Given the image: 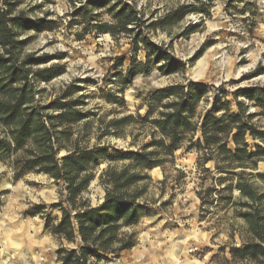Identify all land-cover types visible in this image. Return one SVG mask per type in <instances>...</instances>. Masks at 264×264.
I'll return each mask as SVG.
<instances>
[{"label": "rangeland", "instance_id": "1", "mask_svg": "<svg viewBox=\"0 0 264 264\" xmlns=\"http://www.w3.org/2000/svg\"><path fill=\"white\" fill-rule=\"evenodd\" d=\"M88 0H0V7L12 16L23 14L34 22L53 21L55 29L38 32L17 29L18 39L26 42L22 54L48 56V63L37 68L62 65L64 73L50 83H40L42 102L48 104L66 85H76L81 90L72 94L80 98L78 109L87 118L71 125L68 135H59L61 146L58 157L67 155L76 147L94 148L109 146L108 159L101 160L89 171L92 179L80 194L79 204L99 206L104 201L106 186L102 177L108 168L121 169L129 162L115 159L121 153L137 150L149 137L145 130L125 129L124 138L102 136L103 128L114 119L127 115H146L147 100L160 88L180 83H194L208 90L207 99L198 107V114L205 115L216 101L229 102L231 111L239 114L234 93L257 87L264 91V4L261 0H123L133 3L143 12L148 25L163 19L167 13L188 6L187 16L167 29H144L147 37L156 45H166L172 54L186 63L183 74L161 75L155 67L149 74L137 76L123 87L119 72L131 58L138 61L139 53L133 51L126 35L113 36L110 32H98L94 26L107 14L112 19L110 6L90 10V26L75 10ZM67 20V25L64 21ZM113 20V19H112ZM107 23V22H104ZM64 28L63 33L60 32ZM80 28V31H73ZM23 37V38H21ZM127 43L124 48L121 41ZM71 41V43H67ZM82 47L73 49L72 44ZM62 45V47H57ZM32 51H27L28 49ZM56 48L55 51H46ZM144 52V51H143ZM145 57L146 53L144 52ZM120 58H124L121 65ZM145 61V59L143 60ZM84 72L83 76L73 73ZM103 72V76L94 73ZM239 73V74H238ZM68 77L64 80L63 77ZM140 80V85H137ZM151 83L150 87L146 85ZM119 99L123 104L109 102ZM264 99V98H263ZM47 101L46 103L44 101ZM247 116L264 131V104H257L245 97L238 99ZM221 107V105H220ZM200 132L196 138H200ZM8 138V131L0 125V139ZM254 150L258 141L248 139ZM23 151H17L0 159V264H58L60 248L74 245L52 236L45 230L43 215L25 216L35 205L46 207L51 219L60 217L58 209L51 208L65 194L63 182L56 183L48 175L36 171L22 172L17 166ZM195 151L187 147L175 153L173 164L167 163L149 172L147 192L138 202L139 222L126 231L137 234V245L124 251L119 259L101 264H149L145 257H156L163 241L171 243L165 253L172 255L168 264H235L230 248L241 247L248 238L247 225L235 215L239 191H209L219 189L214 163H208L205 173L198 165ZM264 173V163L259 164ZM227 185V183L225 184ZM178 240V241H177ZM157 244V249L148 245ZM161 252V251H160Z\"/></svg>", "mask_w": 264, "mask_h": 264}, {"label": "trees", "instance_id": "2", "mask_svg": "<svg viewBox=\"0 0 264 264\" xmlns=\"http://www.w3.org/2000/svg\"><path fill=\"white\" fill-rule=\"evenodd\" d=\"M114 0H88L75 10V16L83 19L89 30V11L110 6ZM115 23H97L98 32H110L113 36L126 35L135 52L143 50L145 61L131 58L127 74L117 75L123 87L155 67L161 75L183 74L186 63L176 58L168 46L156 45L147 37L144 29H167L183 20L189 13L188 6H181L163 19L149 24L143 12L123 0H115L109 9ZM38 32L55 29L53 21L41 19L36 22L23 14L12 16L0 7V125L8 131V138L0 139V159L22 150L17 166L22 172L36 171L48 175L56 183L63 182L65 194L51 205L58 209L60 217L46 216V207L35 205L25 216L43 215L45 230L52 236L74 245L60 248L58 264H101L119 259L121 254L137 245V234L126 231L139 222L138 202L147 192L151 178L149 172L167 163L173 164L175 153L184 146L195 151L198 165L205 173V166L214 163L219 175V189L209 191H239L234 203L235 215L247 225L248 238L241 247L232 246L230 254L235 264H264V173L259 164L264 163V131L253 122L254 115L247 116L239 96L264 104V91L257 87L238 90L234 98L239 114L231 111L229 102L216 101L205 115L198 114L200 103L207 99L206 87L194 83H180L157 89L147 100L145 116L127 115L114 119L102 129V136H125V129L134 132L145 130L149 140L137 150L121 153L115 160L129 162L121 169L108 168L102 180L106 186L104 201L93 207L79 203L80 194L88 187L89 175L101 160L108 159L110 147H76L59 158L61 146L59 135H68V128L87 118L78 109L80 98L72 99L80 87L66 85L50 103L42 102L44 89L40 83H50L64 73V67L56 64L37 68L48 63V56L22 54L26 42L18 39L17 29ZM120 64L124 58L119 59ZM109 102L123 104L119 99ZM167 101V103L165 102ZM221 105V107H220ZM200 132V138H196ZM248 139L258 141L254 150ZM227 183V185H225ZM82 209V210H78Z\"/></svg>", "mask_w": 264, "mask_h": 264}, {"label": "clouds", "instance_id": "3", "mask_svg": "<svg viewBox=\"0 0 264 264\" xmlns=\"http://www.w3.org/2000/svg\"><path fill=\"white\" fill-rule=\"evenodd\" d=\"M114 2H115V0H114ZM129 2H131V0H129ZM261 3L262 4H264V0H261ZM67 20H65L64 21V24L65 25H67ZM104 22H107V23H115V21H113L112 19H111V17L110 16H108L107 14H105V15H103L102 16V18H101V20L100 21H97V23H104ZM81 29L80 28H74L73 29V31L75 32V31H80ZM65 31V29L62 27L61 29H60V32L61 33H63ZM21 38H23V37H21ZM67 43H71V41H67ZM121 44L123 45V47L124 48H127V43L125 42V41H121ZM57 47H62V45H57ZM82 46L80 45V44H78V43H76V44H72V48L73 49H79V48H81ZM33 49H28L27 51H32ZM56 50V48H49V49H47L46 51H49V52H52V51H55ZM138 59L140 60V61H143L144 59H145V54H144V52L143 51H141L140 53H139V56H138ZM123 71H127V64L125 65V67H124V69H122ZM74 75H80V76H83L84 75V72H79V73H73ZM94 75H98V76H103L104 75V73L103 72H97V73H94ZM63 79L64 80H68V77H63ZM137 85L139 86L140 85V80H137ZM147 87H150L151 86V83H149V84H147L146 85ZM45 103L47 102L46 100L44 101ZM166 103H167V101H165ZM100 203H103V199L101 198V200H100ZM95 204H96V201L95 200H93V206H95ZM78 210H82V209H78Z\"/></svg>", "mask_w": 264, "mask_h": 264}, {"label": "crops", "instance_id": "4", "mask_svg": "<svg viewBox=\"0 0 264 264\" xmlns=\"http://www.w3.org/2000/svg\"><path fill=\"white\" fill-rule=\"evenodd\" d=\"M178 241V240H177ZM171 243H169L168 241H163V245H161V247H159L160 251L158 252L156 257H145V261H147L149 264H168V263H172L173 260L172 255L165 253L167 251H165L164 249H167L168 246H170ZM150 247V249L155 248L157 249V244L152 243L151 245H148Z\"/></svg>", "mask_w": 264, "mask_h": 264}, {"label": "bare ground", "instance_id": "5", "mask_svg": "<svg viewBox=\"0 0 264 264\" xmlns=\"http://www.w3.org/2000/svg\"><path fill=\"white\" fill-rule=\"evenodd\" d=\"M239 74V73H238Z\"/></svg>", "mask_w": 264, "mask_h": 264}]
</instances>
